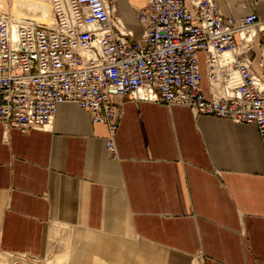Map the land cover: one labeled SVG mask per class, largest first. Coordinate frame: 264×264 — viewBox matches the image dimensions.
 I'll return each mask as SVG.
<instances>
[{
	"label": "crops",
	"instance_id": "0c3cea01",
	"mask_svg": "<svg viewBox=\"0 0 264 264\" xmlns=\"http://www.w3.org/2000/svg\"><path fill=\"white\" fill-rule=\"evenodd\" d=\"M114 13L140 38L137 8ZM224 18L256 13L264 0H216ZM45 16L46 10H32ZM264 30L250 50L261 65ZM201 87L211 85L198 52ZM116 153L107 127L65 101L47 129L0 123V251L67 264H264V151L255 125L186 106L117 97ZM59 254V255H60Z\"/></svg>",
	"mask_w": 264,
	"mask_h": 264
},
{
	"label": "built area",
	"instance_id": "2783aa9c",
	"mask_svg": "<svg viewBox=\"0 0 264 264\" xmlns=\"http://www.w3.org/2000/svg\"><path fill=\"white\" fill-rule=\"evenodd\" d=\"M50 24L0 11V123L4 130L47 129L65 101L107 127L116 153L117 97L188 107L253 124L264 151V79L251 68L256 13L224 18L216 0H147L137 8L140 38L114 13V0H48ZM211 85L201 87L198 52ZM261 65L264 67V51Z\"/></svg>",
	"mask_w": 264,
	"mask_h": 264
},
{
	"label": "rangeland",
	"instance_id": "374dc122",
	"mask_svg": "<svg viewBox=\"0 0 264 264\" xmlns=\"http://www.w3.org/2000/svg\"><path fill=\"white\" fill-rule=\"evenodd\" d=\"M35 5L42 6L47 14L45 16L35 14L31 11ZM0 11L10 14L13 17H23L37 23L48 24L51 4L48 0H0ZM59 252L52 251L45 257L33 258L26 255L10 254L0 251V264H67L66 256L64 257Z\"/></svg>",
	"mask_w": 264,
	"mask_h": 264
},
{
	"label": "bare ground",
	"instance_id": "6f19581e",
	"mask_svg": "<svg viewBox=\"0 0 264 264\" xmlns=\"http://www.w3.org/2000/svg\"><path fill=\"white\" fill-rule=\"evenodd\" d=\"M14 18H18V19H20V18H23V17H14ZM27 19V18H26ZM48 24H50V18H49V23Z\"/></svg>",
	"mask_w": 264,
	"mask_h": 264
}]
</instances>
